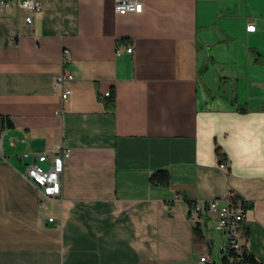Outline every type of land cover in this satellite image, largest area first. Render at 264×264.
I'll return each mask as SVG.
<instances>
[{
  "label": "crops",
  "instance_id": "crops-1",
  "mask_svg": "<svg viewBox=\"0 0 264 264\" xmlns=\"http://www.w3.org/2000/svg\"><path fill=\"white\" fill-rule=\"evenodd\" d=\"M11 1L0 8V119L13 123L0 130V264H224L216 216L189 211L229 197L245 212L240 254L264 264V0H138L142 12L124 15L116 0H39L30 24ZM60 147L61 195L43 197L22 155ZM159 170L167 185L151 183Z\"/></svg>",
  "mask_w": 264,
  "mask_h": 264
},
{
  "label": "built area",
  "instance_id": "built-area-1",
  "mask_svg": "<svg viewBox=\"0 0 264 264\" xmlns=\"http://www.w3.org/2000/svg\"><path fill=\"white\" fill-rule=\"evenodd\" d=\"M11 3V0H0V8L8 7ZM15 3L20 9L29 12L25 18L28 24L33 22L34 15L41 10L39 0H16ZM142 9V3L138 0H116L114 4V11L119 15L141 13ZM255 29L256 26L252 23L246 26L247 32H254ZM126 51L127 53H132L133 49L128 47ZM66 52L64 51V54ZM116 54L119 55L120 52L117 51ZM73 80V75L65 69L56 78V86L61 89L60 97L63 102L69 99L71 93L69 84ZM109 95V92L105 94V96ZM69 155L70 150L63 147L54 151L43 152L39 155L25 153L22 158L26 159L27 163L23 175L43 197H58L62 191L65 160ZM43 163H47V167H43ZM220 167L224 168L225 163L221 162ZM176 198H181V196L176 195ZM240 206L241 203L239 201L229 197L225 199V202L220 199L205 200L200 204L192 205L189 211L191 216H199L203 213H210L216 216L214 228L225 236V242L222 245L224 264H240L242 260L239 239L243 231L245 212ZM49 221L52 222L53 219H49ZM209 263L210 260L206 255H200L195 264Z\"/></svg>",
  "mask_w": 264,
  "mask_h": 264
},
{
  "label": "trees",
  "instance_id": "trees-1",
  "mask_svg": "<svg viewBox=\"0 0 264 264\" xmlns=\"http://www.w3.org/2000/svg\"><path fill=\"white\" fill-rule=\"evenodd\" d=\"M106 107L108 109H113L114 107V96L113 94L110 95L109 98L105 101ZM13 126V123L10 118L8 117H1L0 119V130H3L5 128H11ZM150 181L152 184L157 185H167L169 181V176L166 171L159 170L152 174ZM242 261L244 264H258L257 260L254 258L253 255L248 253L247 250H244L242 254Z\"/></svg>",
  "mask_w": 264,
  "mask_h": 264
},
{
  "label": "rangeland",
  "instance_id": "rangeland-1",
  "mask_svg": "<svg viewBox=\"0 0 264 264\" xmlns=\"http://www.w3.org/2000/svg\"><path fill=\"white\" fill-rule=\"evenodd\" d=\"M220 48H223V47H220ZM236 47H234V49L232 50V56H236L237 57V51H236ZM225 51H226V48L224 49ZM215 53H217L216 52V50H215V48H212L211 49V51H210V54H211V56L213 57L214 56V54ZM223 56H224V54H222V55H220V57L223 59ZM228 56H230V54H228ZM255 57V56H254ZM221 72V70L217 67V68H214L213 69V72L211 73V74H214V73H220ZM227 82H228V85H226V83H224V80L222 79V84L223 85H225L226 87L224 88V91L226 90V91H228V89H229V87H232L233 85H234V82L231 80H227ZM241 80L240 81H238L237 82V84H236V86H237V88L238 89H240V86H241Z\"/></svg>",
  "mask_w": 264,
  "mask_h": 264
}]
</instances>
